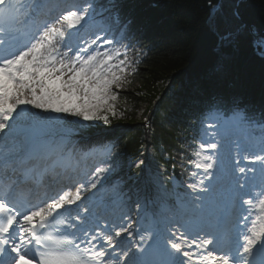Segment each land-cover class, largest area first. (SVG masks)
<instances>
[{"label":"snow or ice","instance_id":"obj_1","mask_svg":"<svg viewBox=\"0 0 264 264\" xmlns=\"http://www.w3.org/2000/svg\"><path fill=\"white\" fill-rule=\"evenodd\" d=\"M209 7V24L215 30L222 5L210 3ZM117 8L113 0H83L72 8H61L50 0H0V264H34L37 259L38 264H264V111L249 113L247 107L235 106L231 115L216 118L214 135L222 129L229 153L235 150L231 167L223 171L231 184L230 203L247 205L243 228L229 226L223 207L205 213L204 200L212 198L214 190L211 184L200 187L203 181L189 185L193 190L199 187L203 194L191 209L199 220L195 233L191 221L168 218L133 229L131 209L100 223L103 215L98 210L106 212L109 207L103 198L82 208L77 202L107 178L112 171L108 166L81 176L74 193L49 194L48 172L40 168L41 157L35 149L43 142L21 135V129L31 121L51 122V117H41L33 108L70 113L83 121L110 122L108 113L116 114L118 99L112 87L122 88L129 82L125 72L133 61L127 49H97L88 55L91 45L101 39L97 35L88 48L69 57L72 48L67 40L74 34L70 30L78 32L77 26L83 28L97 17L104 19L105 13L119 26ZM53 11L58 13L55 18ZM239 17L238 10L232 13L234 20ZM127 26L121 29L122 35ZM243 28L237 25L219 31L220 45L237 42ZM105 43L112 45L113 40ZM254 43L264 54V39ZM61 45L68 51H61ZM206 149L219 152L218 143L199 145L194 155L207 162L196 167L212 176L213 158L202 155ZM242 161L252 167H241ZM34 189H43L36 192L35 202L29 198ZM192 234L197 239L190 240Z\"/></svg>","mask_w":264,"mask_h":264},{"label":"trees","instance_id":"obj_2","mask_svg":"<svg viewBox=\"0 0 264 264\" xmlns=\"http://www.w3.org/2000/svg\"><path fill=\"white\" fill-rule=\"evenodd\" d=\"M82 2L71 0L74 5ZM113 2L118 5L115 11L120 14L119 26L105 13L104 19L93 21V29L96 35L107 37L101 42V52L106 48L123 52L126 48L133 61L125 72L129 82L122 88L112 87L118 95L116 114L108 113V124L102 120L83 121L70 113L39 109V114L51 117L54 127L64 134L65 140L61 139L56 152L71 150L82 157L90 148L95 149L96 167H110L107 177L121 175L113 187L116 191L126 185L129 174L139 172L136 166L123 170L128 158L139 159L146 138L141 121L153 108L152 160L170 195L172 217L178 218L185 214V204L194 203L190 196L199 189L189 185L203 181L200 187L206 186L209 175L196 164L207 161L194 152L201 143H212L216 118L231 115L235 106L247 107L249 113L264 111V54L254 43L264 39V0L241 3L239 20L232 18L238 0ZM210 3L222 5L215 30L209 24ZM125 23L128 26L122 35ZM237 25L244 26L238 41L220 45L218 32ZM106 40H113V44ZM78 134L91 139L83 141ZM105 147H110L107 154L102 151ZM202 155L211 156V152L205 150ZM123 202L126 206L127 200Z\"/></svg>","mask_w":264,"mask_h":264},{"label":"rangeland","instance_id":"obj_3","mask_svg":"<svg viewBox=\"0 0 264 264\" xmlns=\"http://www.w3.org/2000/svg\"><path fill=\"white\" fill-rule=\"evenodd\" d=\"M244 1L240 2V0H238V2L236 4L235 11L238 10L237 5L239 6ZM69 8H72V7L70 6ZM72 10H74V9H72ZM77 27L79 28L78 32L76 30H70V31H73L74 34H73L71 39L67 40V43L73 49L74 42L78 38L81 37L82 43L84 41L82 48L78 49V51H81V50L89 47L90 41L95 39L94 38L95 36H93L94 30L92 28V21H90V23L83 28H81L80 26H77ZM251 33H252V31H251ZM100 36H101V39L98 40L95 45H91V48L89 49V51L87 53L88 55L92 54V52L97 50V49L102 51L101 47H100L101 42L104 41V39L107 37H104L103 35H100ZM64 51H68V48L65 47ZM76 52L73 53L72 51H70L69 57H74L76 55ZM65 78H67V76ZM28 107H31V106H28ZM32 112L39 114V109L33 108ZM39 116H41V115L39 114ZM35 128H38L39 131L42 133L43 148H42V151H40V153L42 154L41 159H43V161H44L43 163H44L45 167L51 166L53 161H59L60 159H64V160L68 161L69 160L68 157L76 155V154H73L72 152H71L72 153L71 154L69 151H67L64 154H62V156H57L56 149H58V146L61 142V139L62 140H65V139L63 138L64 134L61 133L62 130H59L57 127H54L53 122H51V123L47 122L46 123L44 121H31L29 124L25 125L21 129V135L29 136L28 132H32L33 130H35ZM82 136L83 137H79V138H81V140H83L82 138H85L84 135H82ZM222 137H223V130L221 129V134L218 136L214 135V138L212 141V143H218L219 152H216V151L211 150V149H206V151L211 152V157L213 158L211 161L213 163V168L211 169L212 176H208V178L205 182V185H206L205 188L208 187L209 184H211L213 186L214 196L210 199L204 200L205 213L213 212L216 210L217 207H220L222 204V201L224 200V197L228 191L227 178H226V175L224 174V171H223V168L228 167V164L226 162L225 156L222 153V149L224 147H227V145L224 143V140ZM105 148L107 149V152L110 149V147H105ZM105 148L102 149L103 152H105ZM46 156H48V158ZM234 156H235V150L233 148L231 153H230V157L232 158ZM45 157L47 160H45ZM50 161H51V163H50ZM139 162L140 161H138L137 159L128 158V160H127L128 166L123 171H127L131 166H136L138 168L140 166ZM146 163L148 166H150V168H152L154 170V173H152V175L150 176V179L165 189L166 187L164 186V183L162 182L160 170L156 167L155 164H153V161H151L150 158H147ZM245 165H247L248 167H252V165L250 164L249 161H242L241 167H244ZM119 176H121V175L113 174L111 176H108L106 179L102 178L101 183L97 184V187L95 189H89L88 191L84 192V193L91 194L92 201H97L98 199L103 198L105 200V202H107L109 204V207H108L106 212H104L102 209L98 210V212L103 213L106 221H110V220L114 219L116 216H118L120 214L121 210L128 211L129 209H131V211L128 212L129 219L130 220H131V218L133 219L135 216L138 215L139 211H141V207L144 204V198H146V200L149 201V198L153 197L151 195H148V193H147L149 186H147L146 188L143 187L142 182H141L140 173H139V175H138V173L129 174L128 178H130V179L126 183V185L121 187L120 189H117L116 191H114L113 187H114V184L116 183L117 179L119 178ZM79 183H80V180L78 182H76V184L72 187L70 192L74 193L75 189L77 187H79ZM63 191H66V190H63ZM252 191L253 192L259 191V189H253ZM165 195H166L165 201H166V206H167L165 219L166 218L172 219L171 218V212H170V210H171V198H170V195L168 194V192L166 191V189H165ZM202 195L203 194L200 192V189L193 192V194L190 196L191 201L194 202L193 204H199L200 203L199 197H201ZM125 198L127 200L126 206L124 205V202L119 203V201L124 200ZM246 199H248V196H246ZM193 204H190V203L185 204L184 209H183V212H185V214H183L182 216L178 215L179 217L174 218V219H179L182 222L183 221H191L193 224L192 232L195 233L196 232V225L199 223V220L195 215H193V213L191 211ZM137 205H139V207H137ZM152 207H154V206L152 205ZM187 212H191V213L189 214ZM247 215H248V212L245 210L243 215L240 218V223H239L240 228H243L244 224L241 223V221L243 220V217L247 216ZM256 215H260L258 210L256 211ZM252 218L255 219V216H253ZM125 226H127V225H125ZM181 231H183V229H181ZM124 239L128 240L130 238L125 236ZM189 239L190 240L191 239H197V236L192 234L189 236Z\"/></svg>","mask_w":264,"mask_h":264},{"label":"bare ground","instance_id":"obj_4","mask_svg":"<svg viewBox=\"0 0 264 264\" xmlns=\"http://www.w3.org/2000/svg\"><path fill=\"white\" fill-rule=\"evenodd\" d=\"M29 136L30 137H38L42 142H43V139H42V133L39 131L38 128H35V130H33L32 132H28ZM35 148H38V149H42L43 148V143L42 144H39V145H36ZM48 158V156H46ZM45 157V160H47ZM43 160V159H41ZM145 168L147 170V174H150V176L152 175V173H154V170L152 168H150V166L145 165ZM148 195H151L153 196L152 198H149V201L146 200V198H144V201H146L148 204H151L153 205L155 208H156V212L158 213V215L161 217V219H165L166 217V201H165V189L161 186H159L157 183L153 182L150 178L148 180ZM85 197H87L88 199H85ZM81 201L83 202H86L88 204H91L92 202V199H91V196L90 194L88 193H83L82 197H81ZM196 249H194L195 251Z\"/></svg>","mask_w":264,"mask_h":264},{"label":"water","instance_id":"obj_5","mask_svg":"<svg viewBox=\"0 0 264 264\" xmlns=\"http://www.w3.org/2000/svg\"><path fill=\"white\" fill-rule=\"evenodd\" d=\"M242 1H244V0H240V2H242ZM252 33L255 35V32L252 30Z\"/></svg>","mask_w":264,"mask_h":264}]
</instances>
